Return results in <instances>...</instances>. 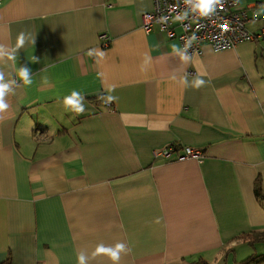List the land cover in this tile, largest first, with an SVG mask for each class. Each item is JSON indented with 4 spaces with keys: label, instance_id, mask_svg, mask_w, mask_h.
Returning <instances> with one entry per match:
<instances>
[{
    "label": "crops",
    "instance_id": "obj_1",
    "mask_svg": "<svg viewBox=\"0 0 264 264\" xmlns=\"http://www.w3.org/2000/svg\"><path fill=\"white\" fill-rule=\"evenodd\" d=\"M238 1L260 37L189 54L144 29L153 0H0V45L28 37L15 62L0 58V264H77L81 252L113 264L92 252L117 242L119 264L264 255L251 241L264 232V0ZM73 91L79 115L64 104ZM168 144L174 155L155 157ZM186 146L204 156L175 158Z\"/></svg>",
    "mask_w": 264,
    "mask_h": 264
},
{
    "label": "built area",
    "instance_id": "obj_2",
    "mask_svg": "<svg viewBox=\"0 0 264 264\" xmlns=\"http://www.w3.org/2000/svg\"><path fill=\"white\" fill-rule=\"evenodd\" d=\"M223 10L217 6L215 13L207 17H196L191 12V5L185 4L183 0H153L151 11L143 15L142 25L149 32L154 27L166 32L170 37H177L184 49L189 53H202L203 45L208 43L214 50L233 48L239 43L260 37L254 35L248 29V22L252 20L250 11L253 6L238 7V0H222ZM189 10V15L182 21L173 22L176 15ZM164 17L166 19L162 20ZM227 24V30L222 25ZM180 30L177 32V28ZM195 39H192V37ZM102 44L108 46L110 37L106 33L101 34ZM186 44L189 46L186 47ZM110 106V103H107ZM175 144H168L161 150L154 152L155 157L170 158L176 151ZM204 153L200 149L186 146L183 153L175 156L177 159L198 158Z\"/></svg>",
    "mask_w": 264,
    "mask_h": 264
},
{
    "label": "clouds",
    "instance_id": "obj_3",
    "mask_svg": "<svg viewBox=\"0 0 264 264\" xmlns=\"http://www.w3.org/2000/svg\"><path fill=\"white\" fill-rule=\"evenodd\" d=\"M185 4L191 5V12L196 13V17H207L216 12L217 6H219L220 10H223V3L222 0H183ZM189 15V10H185L183 13L178 14L174 17L173 22L182 21L186 19ZM162 20L166 19L164 17L161 18ZM222 29L225 31L227 30V24L221 26ZM28 37L24 33H20L17 36L16 44L12 47L11 51H6L5 45H0V58L5 56L8 57L9 60L15 62L16 60V52L21 49ZM192 39H195L193 36ZM34 43V40H33ZM189 46L186 44V47ZM173 52H181L180 49L177 48L176 45L172 46ZM89 56H94L97 58L102 59L104 57V52L99 50L90 49L88 51ZM181 59L184 61L189 60V56L185 54H181ZM31 62L36 63L38 62V58L33 56ZM30 69L24 66H21L16 69V76L19 78L20 81L23 82L24 86H30L32 84V79L29 75ZM183 82L186 85H190L194 88H200L205 84V81L200 78H196L194 81L189 84V82L185 79ZM9 91V84L4 81V74L0 72V113L6 111L9 107V104L6 102V94ZM82 97L78 94L77 91H73L70 96H66L64 98V104L70 105L71 110L75 112L77 115L82 114L85 109L84 106L80 103ZM108 102L115 99V97L109 96ZM127 251L129 252L130 249L128 248ZM126 252V245L123 242H117L114 245L105 246L103 243L97 244L95 250L92 252V256L95 257L97 255H106L113 264H119L121 260V254ZM77 264H88V257H86L82 252L77 256Z\"/></svg>",
    "mask_w": 264,
    "mask_h": 264
},
{
    "label": "trees",
    "instance_id": "obj_4",
    "mask_svg": "<svg viewBox=\"0 0 264 264\" xmlns=\"http://www.w3.org/2000/svg\"><path fill=\"white\" fill-rule=\"evenodd\" d=\"M251 241H264V232L262 233H256L255 235H252ZM1 264H11V258H7L4 262ZM237 264H264V255H252L248 258L238 261Z\"/></svg>",
    "mask_w": 264,
    "mask_h": 264
}]
</instances>
